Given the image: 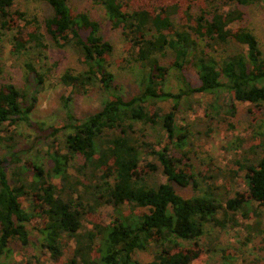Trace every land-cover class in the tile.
Wrapping results in <instances>:
<instances>
[{
  "label": "trees",
  "instance_id": "16d2710c",
  "mask_svg": "<svg viewBox=\"0 0 264 264\" xmlns=\"http://www.w3.org/2000/svg\"><path fill=\"white\" fill-rule=\"evenodd\" d=\"M39 1L53 10L44 21L23 10L14 11L16 0H0V77L5 72L1 48L7 38L12 54H24L46 50L49 37L60 48L70 45L77 49L87 68L82 73L66 72L61 82L74 90L99 82L109 99L101 110L80 119L70 110L71 99L65 98L66 123L49 128L35 125L41 133L36 141L50 147L48 168L24 158L29 147H17L15 137L7 138L11 143L5 146L11 150L0 155V264H8L5 259L13 250L30 244L28 225L36 215L44 219L39 229L41 246L54 260L62 258L68 242L74 243L65 264H135L134 253L148 251L153 245L157 253L151 264H193L203 251L199 240L208 224L224 230L242 226L241 219L261 238L264 251V157L257 165H248L246 153L243 160L235 161L237 168L220 173L204 170L198 176L207 187L200 189L185 150L189 146L187 128L176 119V112L191 94L228 91L233 99L227 110L230 114L235 113V102L264 104V59L259 41L249 28L232 27L245 16L237 6L264 0H172L153 9L131 8L132 0H92L103 7L112 28L122 32L131 60L140 67V92L129 99L119 93L109 70L114 46L101 35V24L87 13L76 12L69 0ZM234 4L236 9L225 11ZM233 43L246 52L217 60L213 54L225 52ZM167 54L173 58L164 65L160 58ZM189 66L196 69L197 86L185 74ZM26 68L37 77L33 92L14 83H0V146L7 141L1 134L29 123L37 106L36 93L45 78L31 63ZM172 70L180 74L184 85L178 93L166 88ZM166 101L174 105L163 114L158 104ZM139 124L158 127L167 143L143 140ZM60 132H65L63 142L57 138ZM51 137L55 140L50 142ZM260 142L264 147V135ZM148 150L154 161L143 166L142 155ZM76 159L81 160L78 166L73 164ZM159 171L168 183H145L147 175ZM242 171H246L248 193L235 191L231 197L232 190L218 180L225 176L234 182ZM177 186H193L199 194L183 197ZM22 200L30 207L24 208ZM106 205L118 210L128 207L130 214L121 212L107 226L93 223L90 215ZM180 241H192L194 247H184ZM97 253L99 257H93Z\"/></svg>",
  "mask_w": 264,
  "mask_h": 264
},
{
  "label": "rangeland",
  "instance_id": "374dc122",
  "mask_svg": "<svg viewBox=\"0 0 264 264\" xmlns=\"http://www.w3.org/2000/svg\"><path fill=\"white\" fill-rule=\"evenodd\" d=\"M171 3H173L172 0H132L131 8H138L143 5L153 9L161 4L168 5ZM68 4L76 12L87 13L93 20L101 24V35L114 46L109 70L115 75V84L119 87V93L125 99L138 95L141 88L140 67L131 60L130 51L122 32L112 28L103 7L96 5L92 0H69ZM237 7L245 13V16L242 22H236L232 27L235 29L239 27L249 28L259 41L264 59V2L248 7ZM234 9H236L235 4L226 7L225 11ZM13 10H23L29 16H36L41 21L53 15L52 8L39 0H16ZM7 41L8 38L1 48V59L5 65V72L0 77V83H14L21 90L33 92L36 88L34 84L37 83V77L29 74L26 68L27 63H31L36 72L44 76L45 82L36 93L37 106L30 115V122H22L15 128H11L10 132H3L1 135L5 136L6 140L9 137H15L13 143L17 147H29L27 149H30L24 158L33 159L39 164L43 163L45 168H48L47 152L50 147L42 141H36L41 135L38 128L62 126L66 123L65 98L71 99L70 110L80 119L101 110L109 98L102 90L99 82H95L94 85L85 90H74L61 82L60 78L66 72L72 71L76 74L87 69L81 63L79 51L74 47L67 45L60 48L49 37H46L45 43L48 45L46 50L12 54L11 45ZM242 51L246 52V48L233 43L226 47L225 52H217L213 55L221 61L223 55H232ZM172 58V55L167 54L165 57H161L160 61L164 65H169ZM185 74L193 86L198 85V76L193 66H189ZM183 86L180 74L172 70L167 77L166 88L178 93ZM184 101L186 102L183 103L182 108L176 112V119L178 125L187 128L189 146L185 150L189 151L192 165L190 171L197 175V181L201 183L200 189L207 187L201 177L198 176L200 172L212 170L215 173H220L221 171L227 172L234 167L237 168L235 161L243 160L246 153H249L247 156L249 158L248 165H257L264 157V147L260 146V140L264 135V104L255 106L250 103L235 102V113L230 114L227 110L232 105L233 99L228 91H224L220 95L191 94ZM173 105L171 101L158 104L163 114L170 112ZM35 125H39V127L36 128ZM137 128L144 131L143 136L139 134L143 140L156 145L167 143L164 132L160 131L158 127L151 124H139ZM64 134L65 132H60L57 136L61 142L64 140ZM49 140L51 142L55 140V137H51ZM10 143L11 141L7 140L1 144V156L11 150L6 147ZM150 153L151 150H148L142 155L143 166L154 161ZM73 164L78 166L77 164H81V160L76 159ZM245 176L246 171L240 172L234 182H228L229 178L221 176L218 184L224 183L229 187L232 190L231 197L235 191L248 193ZM55 182L58 183L59 179L57 178ZM145 183L150 186H158L162 183H168V179L162 171H159L147 175ZM176 189L180 195L187 198L199 194L193 186L187 188L177 186ZM22 203L24 208L30 207L29 202L22 200ZM121 212L125 215L130 214L128 207L118 210L113 206L106 205L102 206L95 214L90 215L89 218L93 223L107 226L112 224ZM240 223H242L240 227L224 230L214 227L213 224H208L205 234L199 240L200 249L203 251L200 258L193 264H261V260H264L261 238L247 229L246 226L249 223L242 219ZM43 226V217L36 215L28 225L30 244L24 249L13 250L5 262L8 264L67 263L69 256L73 254L74 243L68 242L62 258L57 261L54 260L50 253L41 246L43 236L39 229ZM180 243L187 248L194 247L192 241H180ZM156 253L157 247L153 245L148 251L134 253L133 261L135 264H151ZM230 256L233 258H229ZM93 257L97 258L99 254H93Z\"/></svg>",
  "mask_w": 264,
  "mask_h": 264
}]
</instances>
